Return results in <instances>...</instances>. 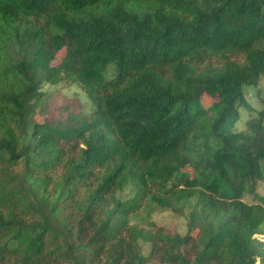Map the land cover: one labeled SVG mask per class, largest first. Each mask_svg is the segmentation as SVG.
Instances as JSON below:
<instances>
[{
  "label": "trees",
  "instance_id": "trees-1",
  "mask_svg": "<svg viewBox=\"0 0 264 264\" xmlns=\"http://www.w3.org/2000/svg\"><path fill=\"white\" fill-rule=\"evenodd\" d=\"M263 83L264 0H0V264H264Z\"/></svg>",
  "mask_w": 264,
  "mask_h": 264
},
{
  "label": "rangeland",
  "instance_id": "rangeland-1",
  "mask_svg": "<svg viewBox=\"0 0 264 264\" xmlns=\"http://www.w3.org/2000/svg\"><path fill=\"white\" fill-rule=\"evenodd\" d=\"M66 53L65 51L60 52L55 61L53 62V66H59L60 63L63 61ZM243 55H232L231 59L239 62H243ZM211 64L218 65L221 63V59L214 58ZM264 89V83L262 84ZM44 92H46L50 97L51 100L46 102L42 105L37 111V119L43 122H56L59 120L57 109L65 103L68 99H75L78 98L82 103H85L87 98L84 92L76 86H69L67 83L60 84L58 86H45ZM254 97V93L252 94ZM264 97V94H263ZM218 101L216 99L205 97L202 102V106L205 110H210ZM255 105V103H254ZM256 107V105H255ZM55 108H57L55 110ZM258 127V120L256 113L248 112L247 110L242 111V121L238 124L239 132H247L250 129H255ZM184 170L194 173L192 164H189L188 167L184 168ZM258 193L261 196H264V183H261L258 188ZM252 197H248L247 201L250 202ZM155 222L158 226L164 227L169 231H177L181 234H186L187 232V222L186 219L176 217L172 213L169 212H159L154 217ZM260 239L264 241V235L259 236ZM257 264H261L258 262Z\"/></svg>",
  "mask_w": 264,
  "mask_h": 264
}]
</instances>
